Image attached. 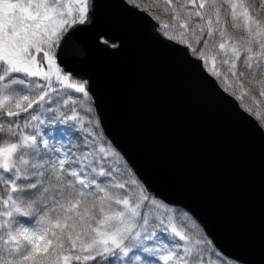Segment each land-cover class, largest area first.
I'll use <instances>...</instances> for the list:
<instances>
[{"label":"snow or ice","instance_id":"snow-or-ice-1","mask_svg":"<svg viewBox=\"0 0 264 264\" xmlns=\"http://www.w3.org/2000/svg\"><path fill=\"white\" fill-rule=\"evenodd\" d=\"M121 2L155 21L158 39L182 47L235 100L243 96L233 84L251 87L264 71V0L260 10L250 0H185L172 9L174 25L150 4ZM94 8L90 0H0V264H231L189 211L145 185L104 134L87 80L61 67L62 42L93 24ZM229 25L246 36L233 40ZM95 39L120 47L105 33ZM256 130L264 135V124Z\"/></svg>","mask_w":264,"mask_h":264},{"label":"water","instance_id":"water-1","mask_svg":"<svg viewBox=\"0 0 264 264\" xmlns=\"http://www.w3.org/2000/svg\"><path fill=\"white\" fill-rule=\"evenodd\" d=\"M90 2L93 24L58 54L66 72L87 80L105 135L145 185L187 209L225 256L264 264L261 122L182 47L158 39L146 14L121 0ZM98 33L120 47L98 45Z\"/></svg>","mask_w":264,"mask_h":264},{"label":"trees","instance_id":"trees-1","mask_svg":"<svg viewBox=\"0 0 264 264\" xmlns=\"http://www.w3.org/2000/svg\"><path fill=\"white\" fill-rule=\"evenodd\" d=\"M178 0H171V2L176 3ZM141 3L150 4L151 5V13L153 15L161 17L163 20L168 18L171 19V13L168 11V6L166 0H140ZM253 5L254 10H260L261 0H250ZM260 15L264 16V10H260ZM181 16L184 19V13L181 11ZM197 19V18H196ZM228 32L233 38V40H242L246 33L242 29H237L229 25ZM214 55V53H213ZM243 60V56L241 57ZM210 60V58H209ZM217 64L220 65V59L217 57ZM225 65H220L221 71H226ZM237 70L245 71V67L243 64H237ZM229 76V83H233L234 79L231 77L230 73H226ZM246 77L248 79L253 78V72L251 70L246 71ZM254 78L256 83L249 87L247 79L242 80L240 82H236L233 84L234 91L237 96H243V99L240 100L244 106L251 109V112L256 115L262 122L264 123V97L260 96V91L264 89V84L260 83L264 81V71H256L254 73ZM240 83L244 84L243 90L240 88ZM67 142V140H65Z\"/></svg>","mask_w":264,"mask_h":264},{"label":"rangeland","instance_id":"rangeland-1","mask_svg":"<svg viewBox=\"0 0 264 264\" xmlns=\"http://www.w3.org/2000/svg\"><path fill=\"white\" fill-rule=\"evenodd\" d=\"M184 3H185V0H178L176 3L171 2L170 5L167 4V6H168V11L171 13V19L168 18V19H166V20H163V19L160 17L161 21H162V22H165V23H169L170 25H174V24H175V20H174V15H175V13H173L172 9H173V8L181 9V6H182ZM188 7H189V10L192 9V5H189ZM197 19H198V18H197ZM181 20H182V21L184 20V19L182 18V16H181ZM209 58H210V60H211V55L209 56ZM78 80H81V79H78ZM259 120H260V119H259ZM260 122L263 123L262 120H260ZM263 124H264V123H263ZM177 208H178V207H177ZM180 209H181V208H180ZM182 210H183V209H182ZM184 211H185V210H184ZM192 219L195 220L193 217H192ZM195 221H196V220H195ZM196 223L198 224L197 221H196ZM230 262H231V264H239V263H236V262L231 261V260H230Z\"/></svg>","mask_w":264,"mask_h":264},{"label":"bare ground","instance_id":"bare-ground-1","mask_svg":"<svg viewBox=\"0 0 264 264\" xmlns=\"http://www.w3.org/2000/svg\"><path fill=\"white\" fill-rule=\"evenodd\" d=\"M92 97V96H91ZM104 132V131H103ZM105 134V133H104Z\"/></svg>","mask_w":264,"mask_h":264}]
</instances>
